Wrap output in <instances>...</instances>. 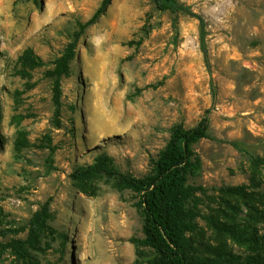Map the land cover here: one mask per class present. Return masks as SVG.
Listing matches in <instances>:
<instances>
[{"label":"rangeland","instance_id":"1","mask_svg":"<svg viewBox=\"0 0 264 264\" xmlns=\"http://www.w3.org/2000/svg\"><path fill=\"white\" fill-rule=\"evenodd\" d=\"M99 1L0 0V264H146L136 192L95 178L83 193L71 174L101 161L142 177L171 129L206 110L211 138L191 146L184 236L204 264L240 261L248 249L223 229L247 214L228 191L264 188V0H176L204 21L208 70L195 19L109 0L55 76ZM42 205L49 219L25 258L18 242Z\"/></svg>","mask_w":264,"mask_h":264},{"label":"trees","instance_id":"2","mask_svg":"<svg viewBox=\"0 0 264 264\" xmlns=\"http://www.w3.org/2000/svg\"><path fill=\"white\" fill-rule=\"evenodd\" d=\"M157 11H167L173 15L182 14L191 17L197 22V44L201 59L208 70L207 53L204 42V21L200 15L194 13L189 6L176 0H150ZM109 0H100L91 15L78 24L72 33V41L68 43L56 61L54 75L66 74V65L71 58L73 43L82 34L83 30L93 25L103 14ZM25 60L30 61L28 57ZM211 95L214 93L211 88ZM208 110L197 123L189 128L182 129L174 126L163 148L158 152L149 172L142 177L135 178L119 172L114 167L101 161L91 165L76 168L71 176L77 181L78 188L83 193H91V180L105 179L113 187H126L137 194L138 207L141 216L142 243L151 253L145 260L146 264H204L200 256L190 249L185 232L193 230L191 227V212L185 209L190 188L185 185L186 175L194 167L197 159L191 150L192 144L200 139L211 138L208 134ZM232 145L236 146L235 143ZM250 181L254 182L253 179ZM252 188L259 186L258 182L251 183ZM244 190L245 186L242 187ZM234 196L241 199L240 204L246 207L247 214L241 219L237 227L231 221L223 230L227 237L237 244L248 249L249 254L240 261L229 256L228 264H264V232L256 230V224L264 223V188L262 191L242 192L241 189H230ZM233 211L232 207H230ZM49 219L46 206L42 205L28 220L26 239L18 242L17 252L25 258L24 243H32ZM193 226V225H192ZM226 255V254H224ZM233 259V261H232ZM234 262V263H232ZM134 264H139L134 261Z\"/></svg>","mask_w":264,"mask_h":264}]
</instances>
